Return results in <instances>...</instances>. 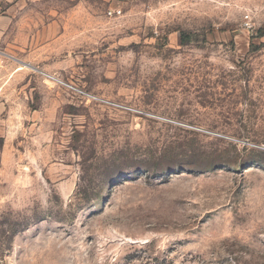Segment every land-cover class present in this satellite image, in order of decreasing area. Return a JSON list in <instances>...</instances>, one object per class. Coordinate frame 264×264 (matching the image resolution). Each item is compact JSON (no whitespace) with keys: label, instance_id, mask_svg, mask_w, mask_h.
Returning <instances> with one entry per match:
<instances>
[{"label":"rangeland","instance_id":"374dc122","mask_svg":"<svg viewBox=\"0 0 264 264\" xmlns=\"http://www.w3.org/2000/svg\"><path fill=\"white\" fill-rule=\"evenodd\" d=\"M0 264H264V0H0Z\"/></svg>","mask_w":264,"mask_h":264},{"label":"trees","instance_id":"16d2710c","mask_svg":"<svg viewBox=\"0 0 264 264\" xmlns=\"http://www.w3.org/2000/svg\"><path fill=\"white\" fill-rule=\"evenodd\" d=\"M179 39H180V44H183V45L191 41L189 38V35L185 34L184 32L180 33Z\"/></svg>","mask_w":264,"mask_h":264},{"label":"bare ground","instance_id":"6f19581e","mask_svg":"<svg viewBox=\"0 0 264 264\" xmlns=\"http://www.w3.org/2000/svg\"><path fill=\"white\" fill-rule=\"evenodd\" d=\"M48 77L53 79V80H56V78L54 76L49 75Z\"/></svg>","mask_w":264,"mask_h":264}]
</instances>
